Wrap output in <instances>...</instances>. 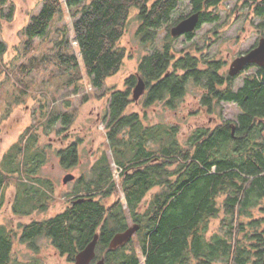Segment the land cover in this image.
Listing matches in <instances>:
<instances>
[{
	"label": "trees",
	"instance_id": "trees-1",
	"mask_svg": "<svg viewBox=\"0 0 264 264\" xmlns=\"http://www.w3.org/2000/svg\"><path fill=\"white\" fill-rule=\"evenodd\" d=\"M6 1L0 0V4ZM40 1L39 11L22 29L24 54L34 50L36 39L49 41L52 54L43 55L39 62L31 56L19 69L28 71L39 63H53L66 77L63 85L73 86L78 92L82 80L96 90L103 89L105 80L120 70L126 53L119 42L132 8L138 11L139 32L154 38L162 27L193 12L200 16L197 28L205 21L218 20V7L225 0H189V12L176 19L172 13L182 0ZM13 10L10 5L6 12L0 11L2 16L11 17ZM252 12L264 22V0L255 3ZM5 50L0 38V55ZM171 60L168 49H154L142 57L137 72L126 77L125 89L110 91L103 123L118 180L112 178L110 161L102 153L94 161L90 176H81L83 184L76 185L74 194L80 188L83 193L60 213L21 224L25 225L22 238L48 237L58 250L73 256L97 232L96 249L101 254L112 236L124 231L129 226L127 219H131L139 225L135 234L139 235L144 264H261L264 228L258 230L257 226L264 219L254 218L252 210L258 206L264 211V68L244 75L235 88V77L228 76L224 84L212 65L198 69V60L185 56L175 61L178 69L169 71ZM138 77L148 89L146 106L164 99L172 107L187 84L194 81L205 89L201 99L204 105H213L214 109L232 102L239 112L234 120L194 128L181 143L178 126L144 125L138 113L127 112L133 101L130 91ZM86 98L83 95L82 101ZM10 110V106L5 107V114ZM74 117V111L43 112L46 127L60 121L61 131L72 124ZM36 141V133L28 128L0 162L4 198L5 189L12 185L10 161L28 149L26 178L17 184L12 205L19 215L44 210L51 196L48 181L32 173L44 158L35 147ZM59 155L64 167L74 165L78 160L77 142L60 149ZM153 189L156 191L145 204L146 195ZM119 191L125 203L120 198L109 202ZM214 219L219 221V233L209 231ZM246 225L254 228L252 232L245 231ZM12 237L11 231L0 224V264H17L12 262ZM126 250L107 251L108 263L139 264L136 249Z\"/></svg>",
	"mask_w": 264,
	"mask_h": 264
},
{
	"label": "rangeland",
	"instance_id": "rangeland-1",
	"mask_svg": "<svg viewBox=\"0 0 264 264\" xmlns=\"http://www.w3.org/2000/svg\"><path fill=\"white\" fill-rule=\"evenodd\" d=\"M13 5L14 10L11 17L1 15L0 11V38L6 44V50L0 55V162L3 154L16 141L20 140L25 131L30 128L36 133V146L43 153V160L38 168L32 173L51 181L53 189L49 203L44 210H35L32 214L19 215L13 212L12 205L15 197L17 184L25 180L28 149L21 155L14 156L10 161L13 172L10 173L11 184L5 189L0 188V224H4L13 235L12 262L21 263L35 258V254L56 253L55 249H49L45 236H40L38 240L39 251H32L27 245L19 242L21 224L29 223L32 220L48 219L63 211L75 193L76 183L74 181L62 183V178L66 173H71L77 177L90 176L94 161L105 153L110 161L112 178L118 180V168L112 159L109 149L106 130L104 128L103 116L108 109L110 91L113 89H125V79L130 74L137 72V67L143 56L159 47L157 43L153 48L146 44L147 35L139 32V19L137 9L132 8L126 25L124 35L120 39L119 45L124 48L126 56L120 70L113 76L107 78L101 90L94 89L87 80L81 81L78 92L73 91V86L65 87L63 81L66 79L53 63H39V66L28 71L19 69L21 64H27L29 58L34 56L36 61L43 59V55L51 56L49 41L36 39L34 50L25 55L22 34L23 27L29 22L30 17L39 11L40 0H7L5 4H0V10L7 11L8 6ZM253 6V4H251ZM252 6L244 0H225L219 7V19L214 24H203L195 33L196 45L201 52L205 53L202 45L210 31L219 30L220 34L215 36V41L222 42L217 48L206 52L215 58H224L229 55V59L238 53L244 52L253 43L258 32L257 25L260 19L252 15ZM189 0H182L177 9L172 13V18L176 19L180 15L189 12ZM66 20L69 17L66 16ZM170 24V23H169ZM165 25L159 29L157 42L164 36L167 29ZM239 36V37H238ZM238 37V38H237ZM179 38L173 42L174 48L188 49V42ZM75 45V44H74ZM194 51V50H193ZM196 52V51H195ZM215 53V54H214ZM228 53V54H227ZM197 54V52H196ZM79 56V54H78ZM49 58V57H48ZM51 58V57H50ZM80 58V56H79ZM242 83V76L234 79V87ZM132 99V89L130 91ZM85 95L86 100L82 101ZM202 95V88L194 81H190L183 97L174 101L172 107L166 105V100H156L148 106L145 105V93L139 100L132 101L127 112H136L144 125L169 124L179 128V140L184 143L188 134L198 126H214L223 120H234L239 112L235 103H221L215 106L214 110L208 112L199 108V101ZM11 107L9 114H5V107ZM49 111H74L75 117L66 130L61 131V122L58 121L53 127H46L43 119V112L46 115ZM77 142L78 160L69 168L61 164L59 150L67 145ZM8 165L5 164V168ZM156 189L148 192L144 199L146 204ZM83 193L82 189L76 194ZM120 198L125 203V198L121 191L114 194L109 202ZM253 215L256 219H264V211L260 207H253ZM245 221L246 218L243 217ZM128 225L130 219H127ZM218 220L214 219L210 224V233L221 232ZM258 230H263L264 220L257 226ZM254 228L246 225L245 231L252 232ZM138 234H135L128 244L130 248H135L139 258V264H144V257L139 250ZM241 239H243L241 237ZM47 248V249H45ZM47 264V263H46ZM50 264V263H48Z\"/></svg>",
	"mask_w": 264,
	"mask_h": 264
},
{
	"label": "flooded vegetation",
	"instance_id": "flooded-vegetation-1",
	"mask_svg": "<svg viewBox=\"0 0 264 264\" xmlns=\"http://www.w3.org/2000/svg\"><path fill=\"white\" fill-rule=\"evenodd\" d=\"M244 1H245V3L248 2L249 3V6H252L251 4H253V6H252V9H253V7L255 6V3H259L262 0H244ZM252 15H255V14H253V12H252ZM219 17L220 16H218V19H219ZM256 17L258 19H260V22H259V25H257V28H259V29H257L258 32L256 34V37H255L253 43L244 52L236 54L231 59H229V55H227V57H224V58H215V56L213 57V55L212 56L210 55V57H209L208 55H206L207 54L206 52H209V51L213 50L214 48H217L219 46V44L222 42L221 39L219 41H215L216 34L217 35L220 34L219 33L220 32L219 30H213V31H210V33L207 34L206 39L204 40L203 45H202V49H203V51L205 53L201 52V49L198 48V47H196V46L195 47H192V45H196L197 44L196 43V35H195L196 31L203 24H208V25L211 24V25H214L218 20H216V21H205V22H203L200 25L199 28H196L192 32H185V33L180 34V35H177V36H172L171 33H170V29L174 25H176L183 18L177 19V21L175 23H170L167 26V29H166V31L164 33V36L161 39H159L158 42H157V36L159 35V31L156 32V36L154 38L153 37H150L149 34H148L147 35V38H146V44H148L149 47H152L153 48V44L154 43H157L159 45V47L157 49L160 50V51H162V52H164L165 50L168 49L169 53L172 55V60L170 62L169 71H172L173 69H178L177 67H175V61L177 59L184 58L185 56H190V57L196 58L198 60L195 63V67L198 68V69H206L210 65L216 67L217 70H218V73L224 78L223 79L224 80L223 82L225 84L228 76L229 77H235V78H237L238 76H242V78H243L244 75H249L254 70H257V69H259L261 67L264 68V64L263 65H260V64L255 63V62L246 63V64H244V66L240 70V72H238L236 75L231 76L229 74V69H230V66H231L233 60L236 59L239 56L245 55L250 50H252L255 47H257L258 44H259V42H260V40L262 38H264V22H263V19L261 17H259V16H256ZM180 37L183 38L182 41L188 42V45H187L188 49L181 48L179 50H176L174 48L173 42L175 40L179 39ZM195 51L197 52V54H196ZM153 52H154V50L150 51L148 53V55L149 54H152ZM168 72H167V74H168ZM178 73L179 74H182L183 71L182 70H179ZM167 74H165V75H167ZM197 86H199V87L202 88V86H200V85H197ZM185 90H186V88L183 90V93L181 94V96L179 98L183 97V95L185 93ZM144 93H145V95L148 93L147 87H146ZM204 94H205V89L202 88V95H201V98H200V101H199V103H200L199 108H201L203 110H206L208 112L215 111L213 109V105L211 107H208V106L204 105L201 102L202 96ZM37 177H39V176H37ZM80 178H81V176L80 177L75 176V178L72 181H74V183H76V185H80L81 186L83 183H81ZM42 179H44V178H42ZM48 183H49V187H51V189H53L51 181L50 182L48 181ZM64 184H66V183H64ZM77 195L78 194H73V197L70 199V202L73 201V199ZM48 203H49V200H48ZM69 205H70V203L68 204V206ZM130 224H133V222H132L131 219H130ZM23 226H25V225H21V227H20V238H17V240L19 242L27 245L32 251H34V253L35 252H38L39 251V245H38L37 242L40 239V236L39 237H30V238H22L21 237V233H22ZM133 236H132V238H133ZM132 238H131V240H132ZM46 240H47V244H49L48 245L49 249H51V248L52 249H55L57 251L56 253H50V252H48V254H43V255L37 253V254H35V258H32V259L27 260V261H21V263H17V264H46V263L47 264L48 263H50V264H75V258H76L77 253L80 250L83 249V248L80 249V250L77 249L76 252L74 253V255L71 256L68 252H61L60 250H58L57 247L53 244V242H52V240L50 238L47 237ZM131 240L127 244H125L124 246L119 247V248H124V249L128 248V244L131 242ZM108 245H109V242L107 243V245L104 248L103 252L101 254H99V253H97V249H96L97 248V243H96V246H95V249H94V251H95L94 256L88 262V264H96L98 261H100L102 259L104 260V262L106 264H109L108 263V259H107V251H112V250H110L108 248ZM45 249H47V248H45ZM113 250H116V249H113Z\"/></svg>",
	"mask_w": 264,
	"mask_h": 264
},
{
	"label": "water",
	"instance_id": "water-1",
	"mask_svg": "<svg viewBox=\"0 0 264 264\" xmlns=\"http://www.w3.org/2000/svg\"><path fill=\"white\" fill-rule=\"evenodd\" d=\"M199 17L200 16L198 12H193L187 15L185 18L181 19L176 25H174L170 29L171 35L177 36L185 32L194 31L198 26ZM252 62L258 63L260 65L264 64V38L260 40L257 47L250 50L245 55L239 56L233 60L229 69V74L231 76L236 75L243 68L244 64L252 63ZM145 89H146V85L143 79L141 77H138V80L132 89V99L137 101L144 94ZM74 178L75 175L71 173H66L62 178V182L67 183L69 181H72ZM138 229H139V225L137 223H133L129 225L124 231L115 233L112 236L111 240L109 241L108 248L110 250H113L124 246L131 240L132 236L136 233V231H138ZM98 237L99 234L96 232L93 235V238L87 243V245L77 253L75 258V264H88V262L94 256L95 253L94 249ZM96 264H106V263L102 259L98 261ZM261 264H264V253Z\"/></svg>",
	"mask_w": 264,
	"mask_h": 264
}]
</instances>
